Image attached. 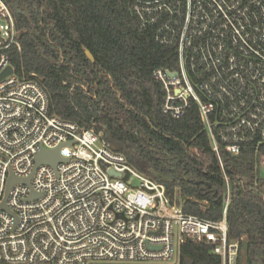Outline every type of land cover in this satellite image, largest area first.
Segmentation results:
<instances>
[{"label": "built area", "instance_id": "built-area-1", "mask_svg": "<svg viewBox=\"0 0 264 264\" xmlns=\"http://www.w3.org/2000/svg\"><path fill=\"white\" fill-rule=\"evenodd\" d=\"M128 1L140 25L177 50L178 69L155 72L165 113L181 119L195 103L222 169L223 151L250 152L264 178V0ZM14 50L19 30L0 0V75L12 68L0 81V205L11 176L30 179L12 186L0 210V264H169L183 237L238 263L244 238L229 237L225 173L222 219L185 213L95 130L50 115L42 86L16 73ZM58 148L67 162L36 167L41 152Z\"/></svg>", "mask_w": 264, "mask_h": 264}, {"label": "trees", "instance_id": "trees-1", "mask_svg": "<svg viewBox=\"0 0 264 264\" xmlns=\"http://www.w3.org/2000/svg\"><path fill=\"white\" fill-rule=\"evenodd\" d=\"M5 1L21 43L11 63L20 77L42 86L50 115L95 130L135 170L164 185L187 214L222 219L225 173L229 237L244 238L237 264H264V178L254 156L223 151L222 169L197 105L181 119L164 111L166 92L155 72L178 69L176 48L158 43L128 0ZM179 264L222 261L210 244L183 237Z\"/></svg>", "mask_w": 264, "mask_h": 264}, {"label": "water", "instance_id": "water-1", "mask_svg": "<svg viewBox=\"0 0 264 264\" xmlns=\"http://www.w3.org/2000/svg\"><path fill=\"white\" fill-rule=\"evenodd\" d=\"M88 57L93 61L94 58L91 55V53L89 51L86 52ZM12 74V68L9 67L4 73H2L0 75V81L8 76ZM67 145H72V142H69ZM60 148L56 149V150H46L41 152L37 158H36V167H38L39 165H43V164H47V165H51L53 167H56L57 165H59L62 162H67L68 160L65 158H62L60 156ZM111 175L116 176V177H121V174H115L112 170L109 171ZM30 181V179L26 180V181H19L17 180L15 177L11 176L9 181H8V185H7V189H6V197L4 202L0 205V210H5L6 211V199L8 197V194L10 192V189L12 188V186L17 183V182H24L26 184H28ZM35 198V195H33L32 197H30L28 200L31 201L32 199Z\"/></svg>", "mask_w": 264, "mask_h": 264}, {"label": "rangeland", "instance_id": "rangeland-1", "mask_svg": "<svg viewBox=\"0 0 264 264\" xmlns=\"http://www.w3.org/2000/svg\"><path fill=\"white\" fill-rule=\"evenodd\" d=\"M138 184L139 183L137 181L134 182L135 186H138ZM169 264H179V251L176 253L173 261L171 263H169Z\"/></svg>", "mask_w": 264, "mask_h": 264}]
</instances>
